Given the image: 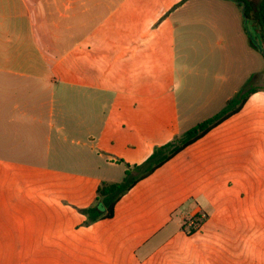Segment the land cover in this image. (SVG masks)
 Returning <instances> with one entry per match:
<instances>
[{
    "label": "crops",
    "instance_id": "0c3cea01",
    "mask_svg": "<svg viewBox=\"0 0 264 264\" xmlns=\"http://www.w3.org/2000/svg\"><path fill=\"white\" fill-rule=\"evenodd\" d=\"M245 28L230 0H0V248L54 264H264V178L236 127L256 92L124 194L112 218L84 226L78 210L102 181L120 182L107 166L133 142L216 114L193 89L254 82ZM245 53L252 66L235 68ZM173 213L182 228L187 214L208 219L149 250Z\"/></svg>",
    "mask_w": 264,
    "mask_h": 264
},
{
    "label": "rangeland",
    "instance_id": "374dc122",
    "mask_svg": "<svg viewBox=\"0 0 264 264\" xmlns=\"http://www.w3.org/2000/svg\"><path fill=\"white\" fill-rule=\"evenodd\" d=\"M251 1L256 5L259 0H251ZM245 27H246L245 28L246 35L242 40L240 49L246 48L250 52L253 51V53L256 56L254 58L256 65L255 64L254 65L256 67L255 75H257V77L254 80V82H249V81L244 82V81L236 80L233 82V85L231 87H227V88L216 87L214 89L213 87H205V88L193 89L192 97L193 98L200 97L201 99L204 97H210L212 109H213V111H211L210 114H214V113H218L224 108V104H225L224 100H226V98L233 97L238 93L244 92L246 89H248L249 86H259L256 87V93H258V95L256 96L255 100L258 99L257 104L246 111L247 114L246 118L237 122L236 127H239L241 133L240 135H242V137L246 138L248 141L243 146V150L249 152L250 160L254 164L260 165L259 166L260 168L259 170L261 173L260 175L262 178H264V37L261 34H259V32L256 30L255 24H253L251 21H248L247 24L245 23ZM251 39H253L254 43L256 44L257 46L256 48L252 46ZM226 44H228V40L225 39L221 34L216 35L212 39V47L215 49L216 53L218 54L223 50ZM252 48L254 50H251ZM248 59L249 56L245 53L244 56L241 57L240 63L235 62L236 65L234 67L238 68L239 65L243 66L246 63L252 66V62L250 60L247 61ZM217 67L218 64L215 66L214 72L211 74L219 77L222 75V73L217 70ZM220 81L221 80L218 78L216 83H219ZM238 116L239 114L233 117L231 121L238 118ZM194 120L195 121L188 123V125H186L187 126L186 128L193 126L197 122H201L202 118H196ZM182 134L183 133H179L176 135H172L160 139L153 137V140L151 141L152 143H144L141 141L133 142V146H131V150L129 151L130 157H125L126 159H120L118 164H115L117 166L109 165L107 167L111 168L110 171L114 175L117 174L119 181H121L124 177L123 168L129 169L131 171V174L136 177L137 171L134 169L136 165H140L144 163L145 160H147L149 154L153 153L157 148H159L163 144H167L171 141L178 140L182 136ZM225 138L227 139V137ZM258 148L262 149L260 155L254 153L255 149ZM249 192H251V190ZM192 200L195 201V197H193ZM63 203L68 204L67 201L65 200L63 201ZM93 204H95V201L92 203V205ZM92 205H88L86 207L79 209L77 208V209L85 210L90 208V206ZM201 215L202 216L200 219L202 220L201 221L202 223L200 224L194 223L192 220L193 218L190 217V214L185 215L184 219L182 220L183 228H184L183 229L180 223L181 221L177 216V213H173L172 221H170L166 226H164L163 230L160 231V233H156L155 235H152L149 238V242H148L149 250L151 251L158 250L164 245L165 242L168 241H173L170 245L171 247L174 243H176L174 238L176 237L177 231L184 230L186 234L191 235L192 233H190V230L192 227H194V229L197 230L208 219L207 213L206 214L201 213ZM86 222H87V217L85 216L83 225L84 226L92 225V224L86 225ZM211 225L212 224H209V227H211ZM163 248H165V246ZM163 248H161L160 251ZM21 251L22 253L19 254L18 249L14 246L12 242L9 241L7 247L0 248V256L8 259V262L3 264H54V261L49 258H40V257L34 258L33 256L29 255L31 249L26 248V249H22ZM137 258L139 262H144L143 255L138 254ZM18 259H23V260H18Z\"/></svg>",
    "mask_w": 264,
    "mask_h": 264
},
{
    "label": "trees",
    "instance_id": "16d2710c",
    "mask_svg": "<svg viewBox=\"0 0 264 264\" xmlns=\"http://www.w3.org/2000/svg\"><path fill=\"white\" fill-rule=\"evenodd\" d=\"M230 1L235 2L242 8L245 23L247 24L248 21H251L255 24L259 34L264 37V0H259L256 5L251 0ZM251 44L253 47H257L253 39H251ZM255 92L256 88L252 87L229 98L221 111L184 132L178 140L171 141L157 148L144 163L135 166L134 169L137 171L136 177L131 174L129 169H126L122 181H102L97 189L95 204L88 209L79 210L87 217L86 225L93 224L99 220L112 218L114 216L115 206L124 194L185 148L194 144L211 130L240 112L250 96ZM201 216V214L195 215L192 219L193 222L197 224L202 223ZM195 231L196 229L192 227L190 233H194Z\"/></svg>",
    "mask_w": 264,
    "mask_h": 264
}]
</instances>
